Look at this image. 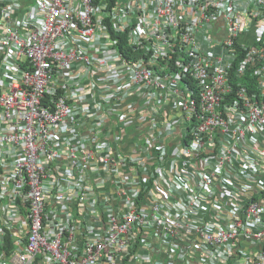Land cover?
<instances>
[{
	"label": "built area",
	"instance_id": "built-area-1",
	"mask_svg": "<svg viewBox=\"0 0 264 264\" xmlns=\"http://www.w3.org/2000/svg\"><path fill=\"white\" fill-rule=\"evenodd\" d=\"M0 264H264V0H0Z\"/></svg>",
	"mask_w": 264,
	"mask_h": 264
}]
</instances>
